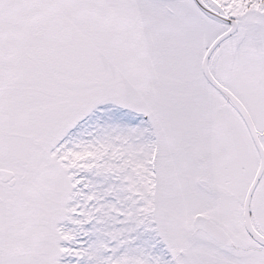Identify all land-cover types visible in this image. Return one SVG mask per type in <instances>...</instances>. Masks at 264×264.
I'll return each instance as SVG.
<instances>
[{"label": "snow or ice", "instance_id": "obj_1", "mask_svg": "<svg viewBox=\"0 0 264 264\" xmlns=\"http://www.w3.org/2000/svg\"><path fill=\"white\" fill-rule=\"evenodd\" d=\"M0 264H264V0H0Z\"/></svg>", "mask_w": 264, "mask_h": 264}]
</instances>
